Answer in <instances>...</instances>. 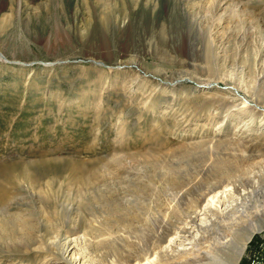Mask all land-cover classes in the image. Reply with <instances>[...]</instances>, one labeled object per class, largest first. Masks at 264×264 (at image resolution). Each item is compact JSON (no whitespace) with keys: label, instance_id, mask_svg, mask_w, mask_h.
Returning a JSON list of instances; mask_svg holds the SVG:
<instances>
[{"label":"rangeland","instance_id":"obj_1","mask_svg":"<svg viewBox=\"0 0 264 264\" xmlns=\"http://www.w3.org/2000/svg\"><path fill=\"white\" fill-rule=\"evenodd\" d=\"M5 17L0 264H74V241L83 264H134L226 183L235 207L210 214L213 232L264 218V114L241 102L264 64V0H0ZM208 74L222 80L207 89Z\"/></svg>","mask_w":264,"mask_h":264},{"label":"bare ground","instance_id":"obj_2","mask_svg":"<svg viewBox=\"0 0 264 264\" xmlns=\"http://www.w3.org/2000/svg\"><path fill=\"white\" fill-rule=\"evenodd\" d=\"M8 17H5L2 19V21H0L1 28H3L5 25H7L8 22H10ZM258 55L259 53L257 54V56ZM216 59H218V57H216ZM126 65H136L140 71L143 69L140 66L141 64H138L137 58H134L132 62H129V64ZM260 69L261 71H259V68L255 67V72H253L256 73V75L246 86V88L250 90V92H252L253 98L251 97V99L248 100L242 99L243 101H241L248 106L249 109H247L249 111H255L254 115L259 113L260 111L262 112V114H264V105L256 98L257 93L259 94L262 91L264 95V64L260 67ZM187 76H189V74ZM192 76H194V73ZM187 78L188 77L183 76L174 78V80H172V82L174 81V84L170 82L168 84V88L169 86L173 87L177 85V83ZM241 78L243 83L247 84L246 82L248 81L245 80L244 74L241 75ZM213 79L215 81L216 79L222 80V78H217L208 74V77L204 80V82L209 86V88L207 89L213 88L214 84L216 83L215 81V83L211 81ZM228 86L219 89V92L223 94L233 95L238 99V97H240V88L232 84H230V87ZM258 107H261L262 110H257L259 109ZM252 117L254 118L255 116ZM229 184L230 183H226L223 189L217 190V187H214L212 189H209L207 192H204L200 196V198H198V202L200 204L199 208L197 206L192 211L183 210L181 214L183 215L186 212L185 216H182L180 218L178 217L179 220L176 219L175 221L167 222V228H171L169 229V231L163 232V234L167 233V236L161 235V231L164 230V228L161 231L156 229V235H154L152 240H149V242L143 244V251L141 253L142 255L138 254L135 256L134 264H239L240 257L244 254L247 248L249 238L253 237V234L255 235L258 232H262V229L264 227H260V225L258 224H250L247 227L248 231L246 238L242 236L244 231H236V229L232 230V234L229 236V238H227L226 236H221V234H219V232H221L222 230H218L216 233L215 231L213 232V229H216L217 220L210 218V214H214V211L217 210V212H219L221 216L219 217L221 220V218H224L231 213L230 207H235L232 203L230 205H221V198H225L227 193L232 190V188L230 187L231 185L229 186ZM172 210H174L176 213L179 212V209L175 210V208H172ZM172 216L173 213L169 212L168 217L171 218ZM77 247L78 244H76L74 241L71 246L66 249V253L70 255L73 263L75 262L74 264H83V262L86 263V261L84 260V256H82L81 251H79ZM238 249L239 252L237 251Z\"/></svg>","mask_w":264,"mask_h":264},{"label":"built area","instance_id":"obj_3","mask_svg":"<svg viewBox=\"0 0 264 264\" xmlns=\"http://www.w3.org/2000/svg\"><path fill=\"white\" fill-rule=\"evenodd\" d=\"M245 254L247 264H264V238Z\"/></svg>","mask_w":264,"mask_h":264},{"label":"water","instance_id":"obj_4","mask_svg":"<svg viewBox=\"0 0 264 264\" xmlns=\"http://www.w3.org/2000/svg\"><path fill=\"white\" fill-rule=\"evenodd\" d=\"M262 214H263V213H262ZM256 221H257V224L260 225V227H264V218H258ZM243 231H244V232H243V235H242V236L246 238V235H247V231H248V229H247V228H246V229H243ZM263 231H264V228L262 229V232H263ZM258 233H261V232H258ZM254 236H255V235L253 234V237H254ZM243 237H242V238H243ZM253 237L249 238L248 243L252 240ZM237 251L239 252V249H238ZM237 251H236V252H237ZM242 257H243V255L240 257V260L242 259Z\"/></svg>","mask_w":264,"mask_h":264}]
</instances>
